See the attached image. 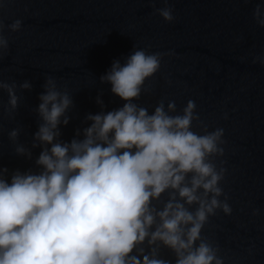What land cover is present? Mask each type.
<instances>
[{"label":"clouds","instance_id":"obj_1","mask_svg":"<svg viewBox=\"0 0 264 264\" xmlns=\"http://www.w3.org/2000/svg\"><path fill=\"white\" fill-rule=\"evenodd\" d=\"M6 2L0 0V8ZM157 12L173 21L167 3ZM253 18L264 27V4L256 5ZM21 27L20 19L7 25L11 32ZM4 28L0 23V55L9 48ZM162 55L136 48L123 63L113 61L100 81L122 107L89 113L90 123L70 142L60 139V127L69 123L72 96L46 78L32 139V148H40L38 171L0 168V264H172L161 248L173 253L174 264H224L202 237L218 209L232 212L227 197L220 199L225 169L212 159L224 155V130L193 131L199 117L192 100L175 115L173 101L167 109L159 102L151 113L135 102ZM256 62L264 65V56ZM17 87L0 81L8 116L18 107ZM31 87L27 80L19 84ZM97 104L103 109L99 97ZM19 134L18 128L8 132L14 153L31 159Z\"/></svg>","mask_w":264,"mask_h":264},{"label":"water","instance_id":"obj_2","mask_svg":"<svg viewBox=\"0 0 264 264\" xmlns=\"http://www.w3.org/2000/svg\"><path fill=\"white\" fill-rule=\"evenodd\" d=\"M165 3L172 22L157 12ZM257 4L264 0H7L0 8L9 44L0 55V81L17 84L19 101L8 116V96L0 90V168L38 171L40 148H32V139L47 77L72 96L69 123L60 127V139L70 142L90 123L89 113L122 107L124 101L100 81L113 61L123 63L136 48L162 53L159 71L135 102L151 113L159 102L167 109L173 101L175 115L192 100L199 117L193 131L224 130V155L212 159L225 169L220 199L227 197L232 212L218 209L202 237L224 264H264V65L253 63L264 56V27L253 18ZM16 19L22 27L11 32L7 25ZM25 80L30 90L19 88ZM13 128L31 159L14 153L8 139ZM160 255L174 264L168 249Z\"/></svg>","mask_w":264,"mask_h":264}]
</instances>
